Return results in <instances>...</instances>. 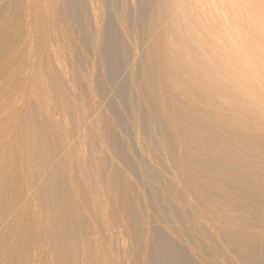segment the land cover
<instances>
[{"label": "bare ground", "instance_id": "bare-ground-1", "mask_svg": "<svg viewBox=\"0 0 264 264\" xmlns=\"http://www.w3.org/2000/svg\"><path fill=\"white\" fill-rule=\"evenodd\" d=\"M130 2L24 0L5 3L8 13L0 6V264H108L105 254L97 263L93 255L104 240L115 245L98 250L121 248L125 264H138L141 251L147 258L142 249L150 246L161 253L148 256L150 264H231L230 250L208 254L186 234L191 226L215 245L218 234L228 235L229 247L249 249L236 253L239 264H264V0H154L151 23L136 37L116 27L129 16L137 26L144 20V4L131 15ZM45 29L51 52L42 47ZM147 58L152 76L143 80ZM35 63L57 93L55 107L67 105L56 111L61 122L65 109L70 116L61 131L35 107V114L18 110L5 90ZM129 79L149 109L134 102L124 117L114 102L129 95ZM79 80L97 98L88 104L80 90L76 98L86 102L76 108L60 93ZM72 168L94 171L96 185Z\"/></svg>", "mask_w": 264, "mask_h": 264}, {"label": "rangeland", "instance_id": "rangeland-1", "mask_svg": "<svg viewBox=\"0 0 264 264\" xmlns=\"http://www.w3.org/2000/svg\"><path fill=\"white\" fill-rule=\"evenodd\" d=\"M13 1H16V0H12V2H11V0H9L8 1V3L9 4H11V5H14V6H19V3H22L24 0H22V2H21V0H17V2H19L17 5H16V3L17 2H15V3H13ZM145 1V2H144ZM148 0H131V2H130V7L132 8V6H133V8L131 9V15H132V10H133V13L135 12V6H136V4H137V2H140L141 4H144V5H141L142 7H143V9H145L144 10V12H145V16H144V20L142 21V23L140 24V25H136L135 23H134V19L132 18L133 16H129V19H128V21L125 23L126 25H120V23H118V22H116L117 23V25H116V27L118 28V26H119V30L120 31H118V29H117V31L119 32V33H122L123 32V28L124 27H127L128 28V31H129V33L132 35V37L133 36H141V33H144L145 32V30H146V28H147V24H148V22H147V19H149V17H151V19L153 18V15H154V11H152V9L155 7L154 6V0H149V4H148V2H147ZM201 1V0H200ZM5 2V0H0V6H5L4 4L6 3V5H9L8 3H7V0H6V2ZM11 2V3H10ZM135 3V4H132V3ZM143 2V3H142ZM153 4V5H152ZM152 5V6H151ZM10 6V5H9ZM9 6L7 7V6H5V7H7V9H6V12L5 13H8V12H10L8 9H9ZM13 6V7H14ZM144 6H145V8H144ZM146 6H147V9H149V10H146ZM151 7V8H150ZM11 9V8H10ZM7 10H8V12H7ZM147 11V12H146ZM115 12H112V14H113V18L114 19H117V14L115 13ZM148 14H151L150 16L148 15ZM153 14V15H152ZM148 15V16H147ZM131 18V19H130ZM151 19H149V20H151ZM131 20V21H130ZM152 22H155V21H152ZM149 23H151V22H149ZM36 24H34V26H35ZM149 25H152V24H149ZM34 26H32V32H31V36H32V40L34 41V39H35V37H33V36H35L33 33H34ZM132 30V31H131ZM135 30V31H134ZM142 31V32H141ZM33 34V35H32ZM47 34L49 35V33L46 31V29L44 30V32L42 33V47H43V50H47L48 52L50 51L51 52V50H52V46H51V48H49V50H48V46H49V44H47L48 42H50L49 41V38L48 37H50V36H47ZM135 34V35H134ZM120 35H122V34H120ZM47 38H48V40H47ZM151 38V37H150ZM149 38V39H150ZM148 39V40H149ZM147 40V41H148ZM151 40V39H150ZM152 40H153V38H152ZM33 41H31V42H33ZM124 41H126V40H124ZM34 43V42H33ZM56 47V46H55ZM51 49V50H50ZM143 49H144V51L146 50L144 47H143ZM33 49H32V47L30 46V48H29V50H28V53L29 54H31V52L30 51H32ZM53 51V50H52ZM143 50L141 49V52H142ZM140 52V53H141ZM144 53V52H143ZM51 54V53H50ZM142 55V54H141ZM143 56H144V54H143ZM150 59L151 58H147L145 61L146 62H148L147 64H148V66H146L147 67V69H144L145 71H144V74L145 75H143L142 74V72H141V70L139 69V77L140 78H142V76H147V77H149L150 76V74H151V76H152V71L150 72V69L148 68V67H150L149 65H151L152 64V62H150L149 63V61H150ZM67 64L69 65V66H73V62H70V60H69V62H67ZM89 65H87L86 67V69H88V71H90V70H95V66L92 68V63L91 62H89L88 63ZM146 64V63H145ZM146 64V65H147ZM92 65V66H91ZM145 67V68H146ZM38 63H35V66H34V68H33V71H32V73H30V74H28L27 76V78L25 79L24 77H23V79H21V78H19V77H17V78H15V79H12V80H10L9 82H8V85H7V87H6V92H7V94H8V96H10L11 97V100L12 101H14L17 105V109L19 110V108H20V105H21V110L20 111H22V112H24V113H28V114H32V113H37L35 110L37 109L38 110V114H40L42 117H44L45 115L50 119V118H52V119H50L52 122H54L55 123V125H57V126H59L57 129H59V131H61L62 130V128L66 125H68L69 124V122H70V116H69V114L67 113V112H65L66 111V109H65V111H63V115H64V113H66V116H68V117H66V116H62L65 120H63V118H62V120L65 122H61V121H59L60 119H61V117L58 119V115H60L62 112H59V111H62V109L63 108H65L67 105L66 104H63V105H66V106H62L61 105V107H62V109L60 110V108L58 107V104L56 105V107H57V109H53L52 108V103L54 104V108H56L55 107V102H52L53 100L52 99H55V96H54V90H50V89H48V88H50L51 86H50V82H49V80H48V78L45 76V75H40V73H38ZM148 69H149V71H148ZM140 72H141V74H140ZM150 73V74H149ZM149 74V75H148ZM23 75V74H22ZM21 75V76H22ZM150 76V77H151ZM143 77V78H144ZM149 77V78H150ZM142 78V79H143ZM149 78H147V79H149ZM130 80V79H129ZM128 80V82H129V84L127 83L126 84V88H125V90L127 91V93H126V91L124 90L123 91V95H126V94H129V95H126V97H127V100H125V102L126 101H128V103L129 104H132V106H131V108L129 107V104L126 102H124V99L126 98L125 96H121V98L120 97H118V98H120V99H117L116 98V102H114L115 104H114V106L115 105H117V107L118 108H120L119 110H117V107L115 106V109L117 110V111H119V113L120 114H124L123 116L124 117H127V115L129 114L130 115V113L128 112V111H130V112H132L133 111V108L134 107H136L139 103H138V101H137V96H138V93H137V87L135 86H132L133 84H135L134 83V81L132 80V82H133V84L132 85H130L131 84V80L129 81ZM143 80H146V77L143 79ZM75 82H76V80H74ZM79 84H76V83H74L75 85H71V87L70 88H72V89H69V90H72L71 91V93H70V91H69V93L67 92L68 91V89L66 88V92H65V90L62 92V91H60V92H62V93H60V94H63L64 95V93H66L65 95H66V97H68L67 95H69L70 97L69 98H72V102L73 103H75L74 104V106L77 104L78 106H80V107H82L83 106V103L84 102H86V101H83L82 100V102L81 103H79L80 101H81V99H80V101H78L79 99L78 98H76V95L77 96H80L79 94H80V90L81 91H84L85 89V92L86 93H90V95H89V93L88 94H86L85 93V97H87L88 96V98H86L85 100H87L88 99V101L89 102H87L88 104H93V101H95L96 100V96H95V93L93 92L92 93V91H93V89L91 88V87H89L88 86V84H86V83H83V82H81V80H79ZM45 83V84H44ZM0 84H2L1 83V81H0ZM39 85V86H38ZM128 85V86H127ZM50 86V87H49ZM74 86V87H73ZM74 88H75V90H74ZM80 88V89H79ZM88 88H89V90H88ZM48 90H50L49 92H48ZM87 90H88V92H87ZM134 90V91H133ZM137 90V91H136ZM51 91H54V92H52V93H50ZM132 91L134 92V94H132ZM125 92V93H124ZM44 93H46L45 95H44ZM68 93V94H67ZM84 93V92H83ZM130 93L132 94V95H134V96H132V95H130ZM48 94V95H47ZM53 94V95H52ZM57 94V93H56ZM55 94V95H56ZM52 95V96H51ZM62 95V96H63ZM64 95V96H65ZM71 95H72V97H71ZM87 95V96H86ZM54 96V97H53ZM89 96L92 98H89ZM76 99H75V98ZM125 97V98H124ZM137 97V98H136ZM44 98H46V99H44ZM48 98V99H47ZM49 98L51 99V100H49ZM124 98V99H123ZM66 99V98H65ZM115 99V98H114ZM123 101H122V100ZM135 100V101H132V102H129V100ZM44 100V101H43ZM90 100H92V103L90 102ZM118 100H121L120 101V103L122 104V102H123V105H121V104H118L117 102H119ZM145 99H142V101H139L141 104H139L138 106H140L141 108H143L144 110H146V109H149V107H148V103L146 102V100L144 101ZM46 101V102H45ZM78 101V102H77ZM114 101V100H113ZM26 102V103H25ZM36 102V103H35ZM37 102H39V105H38V107H36L37 106ZM52 102V103H51ZM134 102H137L136 103V105H135V103ZM147 104H146V103ZM19 103V104H18ZM48 105H47V104ZM51 103V104H50ZM127 104V105H125V104ZM80 104V105H79ZM133 104L135 105L134 107H133ZM143 104H144V106H145V108L143 107ZM32 105V106H31ZM48 106V108H50V109H48L47 108V106ZM49 105H51V107H49ZM60 105V104H59ZM120 105V106H119ZM23 106H24V108H23ZM31 106V109L29 108ZM44 106H46V107H44ZM70 107L72 106L73 108H74V106H73V104L72 105H69ZM78 106H75L76 108H78ZM91 106V105H90ZM125 107V109H126V111H123V108ZM126 106L128 107V110H127V108H126ZM28 107V108H27ZM36 109H35V108ZM71 107V108H72ZM133 107V108H132ZM147 107V108H146ZM23 108V109H22ZM32 108L33 109H35V110H32ZM41 108H42V110H41ZM72 108V109H73ZM26 109V110H25ZM43 109H45V110H43ZM80 109V108H79ZM124 109V110H125ZM32 110V111H31ZM39 110H41V111H39ZM51 112H50V111ZM54 110V111H53ZM64 110V109H63ZM123 112H122V111ZM26 111V112H25ZM56 111L58 112V113H60V114H57L56 113ZM43 112V113H42ZM47 112V113H46ZM126 112H128V114L126 113ZM51 113V114H50ZM52 113L54 114V113H56V114H54V116L55 115H57L56 117H54L53 115H52ZM43 114H44V116H43ZM127 114V115H126ZM62 115V114H61ZM60 115V116H61ZM55 118H57V120L59 121V123H58V121L57 120H55ZM67 120H68V123H67ZM165 121V120H164ZM163 121H161V123H162ZM168 122V121H167ZM166 122V123H167ZM54 123H53V125H54ZM61 123V124H60ZM150 123H152L151 121H150ZM161 123L159 122L158 124L159 125H161ZM165 122H164V124H163V127H165V128H167L168 129V126L169 125H167ZM65 124V125H64ZM157 124V125H158ZM166 124V125H165ZM62 125V127H60ZM150 125V124H149ZM152 125H153V123H152ZM151 125V126H152ZM28 126H29V128L31 127V126H33L32 125V121H30L29 123H28ZM27 126V127H28ZM65 126V127H66ZM151 126H149V128H151ZM154 126L155 125H153L152 126V128H154ZM27 127H25L26 129H27ZM160 127H162V126H160ZM162 127V128H163ZM28 128V129H29ZM155 128H157V126L155 127ZM18 129H20V128H18ZM27 129V130H28ZM13 130H14V128H13ZM17 130V129H16ZM131 130V129H130ZM154 129H152L151 131H153ZM158 130V129H157ZM169 130V129H168ZM11 131V130H10ZM17 132H18V130H17ZM120 136H122V137H124L123 135H121V134H118V137H119V139L121 138L122 139V137H120ZM13 139H14V137H13ZM13 139H12V141H13ZM120 139V140H121ZM124 140V138L122 139V141ZM124 142V141H123ZM131 143L132 144H134L135 142L131 139ZM82 145H84V144H82ZM82 145H80V147L82 146ZM135 145V144H134ZM135 146H133V149L135 150V148L137 147H135ZM85 149L86 148V145H85V147H82V149ZM83 149V150H84ZM162 150H161V153H163V157H164V155H165V159H166V157H167V154H165L166 152H165V150L163 149V148H161ZM134 150H133V153H132V157H133V154L135 153V152H137L138 151V148H136V151L134 152ZM87 151V150H86ZM85 151V152H86ZM84 152V153H85ZM165 152V153H164ZM88 153V152H87ZM131 153H128V157L130 158V155H131ZM138 153V152H137ZM86 154V153H85ZM162 155V154H161ZM146 158H145V163L148 165V166H150L151 164H150V158H148L147 156H145ZM163 157L161 156V158H162V160H163ZM131 159V158H130ZM108 160H110V159H108ZM114 163H116L115 165L117 166V164H119V163H117V162H115L114 160H113V164ZM120 165V164H119ZM117 167H120V169H121V165L120 166H117ZM151 167V166H150ZM71 171H75V169H70ZM187 170V169H186ZM194 169H192V171H193ZM70 171V172H71ZM187 172H190V170H187ZM72 173H74V172H72ZM78 173H80V172H78L77 170L75 171V176H77L78 175ZM90 173V172H89ZM94 173V171L92 172V173H90V174H93ZM90 174H88L87 173V175L85 176L83 173L82 174H79L78 176H77V178H80V180L82 179V180H86L88 183H87V185H88V187H90L91 185L93 186V185H96V183H97V179L98 178H96V177H94V176H96V175H92V176H90ZM199 175H201V174H199ZM83 176V177H82ZM85 176V177H84ZM87 176H89V178H87ZM84 178H86V179H84ZM89 179V180H88ZM94 179V181L95 182H93L92 180ZM203 180V179H202ZM91 183V184H90ZM95 183V184H94ZM203 185H204V183H203ZM91 186V187H92ZM202 186V185H201ZM160 188V187H159ZM160 189H162V186H161V188ZM152 192L154 193H156V194H154V196H160V198H162V197H164V194L163 193H160V192H158V191H154V190H151V191H149V195H151L152 194ZM159 193V194H158ZM161 194V195H160ZM151 196H153V195H151ZM80 202H81V200H79V212H81L82 211V204H80ZM153 204H155L154 202H152ZM177 205H179V203L178 202H175ZM81 207V208H80ZM154 207V209L157 211V208H156V206L154 205L153 206ZM82 213H83V211H82ZM195 224V223H194ZM183 225H185V224H183ZM192 227V228H191ZM191 227H189V228H187V229H190L191 231H189V232H186V234L187 233H189L191 236H192V234H193V236L194 237H192L191 239H193L194 238V240L195 241H197L199 244L201 243V245H203L204 247H205V249H206V252L208 253V254H211L212 253V251H213V248H214V246L215 247H217L220 251H224L225 249H228V250H230L232 253H231V256H232V258H235V259H233L232 260V258H231V260H232V262L234 261V263L235 264H239V260H238V257H237V255H236V253H242L243 255L245 254V255H247V254H249L250 253V251H249V249L247 250L246 248H243V247H239V248H237V249H235V248H232V247H229L230 245V243H232L233 242V239L230 237V236H228L229 237V239H228V237L226 236V235H224V236H219V234H218V239L217 240H219V241H217L216 242V244L217 245H215L208 237L206 238L205 236H203L201 233H199L197 230H195V232H194V229H193V226H191ZM205 227V226H204ZM184 229H186L185 228V226L183 227ZM186 229V230H187ZM205 232H207L206 234H208V236H211V235H216L217 233H216V231L215 230H213V229H211V228H206L205 227ZM210 229V230H209ZM186 230H184V231H186ZM188 231V230H187ZM210 231V232H209ZM196 233V234H195ZM164 235H166L165 237L167 238V239H169L170 238V236L169 235H167V233L166 232H164ZM188 235V234H187ZM200 235H202V236H200ZM190 236V237H191ZM200 236V237H199ZM196 237V238H195ZM221 237H222V239H221ZM206 238V239H205ZM201 239H203V240H201ZM199 240V241H198ZM205 240H206V243L205 244H203V242H205ZM207 240H210V241H208L207 242ZM232 240V241H231ZM203 241V242H202ZM220 241H222V242H220ZM231 241V242H230ZM104 242V243H103ZM102 243H103V245H105V243H111L112 241H107V240H104ZM230 242V243H229ZM101 241H100V245H98L97 247H96V250L94 251V253H93V255H95V257H94V259H95V261H96V263H97V258H100L103 254H105V256H106V258L108 259V264H111L112 262V260L110 259L111 257H112V259L114 258V257H118V259L121 261V260H123V261H121L122 262V264H125V262H124V258H123V256H122V253H121V248L120 249H118L119 251H118V253L117 252H114V250L115 249H112L111 251L110 250H105V251H108L107 253L105 252V251H100V250H98L99 249V246H100V249H101ZM114 243V242H113ZM113 243H111L112 245H113ZM226 243V244H225ZM219 244L221 245V246H219ZM228 244V245H227ZM114 245H115V243H114ZM223 245V246H222ZM209 246V247H208ZM220 248H219V247ZM151 247V246H150ZM148 248V249H142V250H144V252H147L146 254L149 256V257H153V258H158L160 255H161V253H159V251L157 250V248H153V247H151V248ZM213 247V248H212ZM154 250H153V249ZM210 248H212L211 250H209ZM223 248H225V249H223ZM249 248V247H248ZM150 249H152L153 251V253L151 252V250ZM208 249V250H207ZM221 249H223V250H221ZM239 249V250H238ZM240 249H241V251H240ZM243 249V250H242ZM246 249V250H245ZM102 250V249H101ZM156 250V251H155ZM150 253H149V252ZM210 251V252H209ZM235 251H237V252H235ZM142 252V253H141ZM140 252V254H141V257L139 256V257H137V262H139L138 264H144L145 263V260H146V262L148 263V264H150L149 263V261H148V256H147V258H143V257H145V256H143L142 254H143V251H141ZM155 252L157 253L156 255H155ZM116 253H117V255H116ZM151 253H152V256H151ZM159 253V254H158ZM110 254H111V257H110ZM120 254H121V256H120ZM109 255V256H108ZM113 255V256H112ZM115 255V256H114ZM141 258V259H140ZM153 258H150V259H153ZM264 258V257H263ZM263 258L261 259V260H263ZM132 259H134V257H131V261H132ZM135 259H136V257H135ZM141 261V263H140V261ZM127 261H130V258L129 259H127ZM231 262V264H234V263H232ZM129 264H132L131 262H128ZM242 262L240 261V264H241ZM95 264V263H94ZM127 264V263H126ZM146 264V263H145ZM194 264H196V263H194ZM198 264H203L202 262L201 263H198ZM242 264H247L246 262L245 263H242Z\"/></svg>", "mask_w": 264, "mask_h": 264}]
</instances>
